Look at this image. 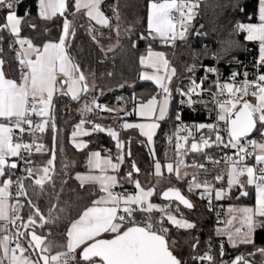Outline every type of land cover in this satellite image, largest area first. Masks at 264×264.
<instances>
[{
    "label": "snow or ice",
    "instance_id": "1",
    "mask_svg": "<svg viewBox=\"0 0 264 264\" xmlns=\"http://www.w3.org/2000/svg\"><path fill=\"white\" fill-rule=\"evenodd\" d=\"M22 2V0H21ZM16 0H0V11L7 10L3 22H0V33H7L11 38L8 42V49L15 53L19 79L8 78L5 71L6 61L3 57V44L5 37L0 35V221L4 222L3 227L12 225L14 232L0 238V264H185L184 261L174 255L171 246L176 244L171 241L170 232L176 230H191L196 227L194 222L186 219L181 212L180 205L192 209L194 204L181 194L176 187L163 191L161 198L169 203L166 206L158 205L151 201L155 194L154 187H145L138 179L133 178V173L139 174L140 169L132 161L131 168L125 173L123 179L131 184L135 191L123 192L114 191L117 187H123L118 176L125 157H131L130 148L125 149V142L119 138V133L112 127H104L95 120L87 119L88 114H95L96 110L116 113L118 110L106 105L97 103L96 97L91 102H85L80 109L81 120L75 125L72 132V140L77 150H84L89 147L88 142L78 141V137L89 136L93 133H106L115 142L116 155L102 156L100 150H92L87 155L88 174L77 173L75 179L80 182L83 189L85 185H98L101 195L91 202V206L83 210L78 219L70 223L66 230V245L59 247L66 250L51 254L53 244L47 241L46 236L37 233L36 228L43 229L48 224L56 223L61 217L50 209L48 217L45 218L36 200L43 196L51 197L53 194L59 198L60 193L55 191L56 172L54 162L56 149L59 142L60 129L55 120L54 96L57 92L62 96H70L72 100L79 101L81 93L89 91L88 77L85 75L80 63L71 55L69 49L76 36L75 20H69V15L83 11V15L89 21L88 34L94 43L107 58L108 52H113L117 45H110L107 50L100 45L94 33L99 30L92 26L95 22L101 28H109L116 32L119 40L120 29V6L119 0L110 9L113 13L116 25L113 26L103 10L105 0H38L39 18L51 21L57 16L62 17V28L58 39L44 40L41 44L34 43L33 39L21 35L26 17L30 11L25 12L21 17L15 10ZM200 0H149L147 4V28L146 35L141 33L140 40L159 41L166 47H175L176 41H186L189 33V26L198 15ZM242 10V9H241ZM178 14V15H177ZM252 17H249L251 20ZM258 23L239 22L235 25V31L246 33L247 41L258 42V57L254 65L255 79L249 80V73H243L244 79L239 83L214 82L215 92L209 94L216 105V123H198L191 127L183 124L180 112L175 115V120L180 122L176 127L177 156L184 155L188 151L192 153H204L213 164L220 161L208 156L205 149L213 146L220 148H231L235 150L234 156L225 155L224 160L227 168V186L219 188L213 186L212 182L205 178L198 179L194 176L188 182V191L202 189L199 193L200 199L208 201L209 210H212L213 193L216 201L231 198L233 189H238L236 199L249 196V188L254 189L255 204L252 207L230 208L229 213L233 215L226 224L228 227L217 229V236H226L227 243L236 248L238 245H251L254 252L264 257V247H257L253 240V234L257 230H264V0H258L257 9ZM35 29L36 25L29 24ZM47 29L45 33H47ZM129 36L133 29L129 26L125 30ZM197 35L201 33L197 32ZM18 45L19 47H15ZM138 42H131L132 48H137ZM139 63L143 69H152V72L141 71V81H151L159 90L147 101L132 97L133 112L129 113L124 109L125 115L135 114L146 122L129 123L124 122L121 127L124 130L139 129L140 135L147 138V144H153V137L160 127V121H164L169 115V103L172 99L173 89L170 84L176 76V69L170 67L166 54L155 51L149 44L146 55L139 57ZM196 70L195 64L187 68L188 72ZM206 73H219L215 67L204 66ZM94 77L95 73H91ZM112 76V72L107 73ZM238 72H232L230 79L236 81ZM207 76L199 82L190 77V84L187 91L176 87L175 92L182 97L180 103L192 107L200 101L194 100L193 96H201L205 89L203 87ZM67 86L65 90L64 86ZM125 85L121 84L120 87ZM92 88H95L93 82ZM227 93L226 98L224 97ZM248 97L252 99L249 100ZM123 97H118L123 100ZM207 106V105H206ZM39 117L34 120L33 117ZM119 118V117H115ZM224 122L221 127L220 122ZM91 125L87 129L85 125ZM52 133V146L47 149L41 137L36 133L44 134L48 130ZM207 129V134H201L197 141L193 134ZM180 132L187 135L180 137ZM226 132L227 140L221 135ZM259 133V139L249 138L252 133ZM18 133V134H17ZM27 133L32 137L31 142H25L24 135ZM215 136L213 140L211 137ZM192 138L190 148L184 147ZM169 137V142H171ZM37 153L50 151V158L43 166L37 165L31 159L33 147ZM184 148L183 153L181 149ZM154 161V175L161 176L162 165L156 157L154 149H150ZM14 158V159H13ZM255 163L249 164L253 159ZM115 161V162H114ZM24 167L20 169L26 175H19L15 180V170L20 163ZM181 160L175 166L167 163V171H175L176 178L180 176ZM192 167L208 171L204 164L193 162ZM111 173L109 174V171ZM99 172V175L93 174ZM223 173L218 174L215 179H223ZM246 177V179H241ZM30 180L32 184L26 185L25 181ZM61 180V185L66 184ZM46 185L52 188L48 192ZM15 187V202L9 203L12 197L11 189ZM38 189V190H37ZM31 191V195L29 194ZM27 202L31 209L27 220L20 214ZM178 202L173 207L172 202ZM55 207V206H53ZM61 208L60 212L63 213ZM159 213V215H157ZM179 213V216L177 215ZM238 221V227H232ZM23 229V231L21 230ZM14 244L15 247H11ZM199 240L192 244L195 252ZM26 245V246H25ZM226 249L223 243L220 244V264H255L245 258L244 254H238L230 260H225ZM35 257V259L33 258ZM191 259L197 264H217L216 258L211 253V247L203 255H192ZM261 264H264L262 260Z\"/></svg>",
    "mask_w": 264,
    "mask_h": 264
},
{
    "label": "trees",
    "instance_id": "2",
    "mask_svg": "<svg viewBox=\"0 0 264 264\" xmlns=\"http://www.w3.org/2000/svg\"><path fill=\"white\" fill-rule=\"evenodd\" d=\"M162 1V0H161ZM117 0H108L102 6L103 10L108 13L111 18L113 26L116 22L112 19L113 13L110 5L116 3ZM149 0H131L127 5L121 3L120 6V25L128 28L132 27V35L119 34V40L112 29L101 28L99 25L91 22L92 26L99 31L94 33L100 45L103 47L110 46L112 42L119 43V47H115L113 52L107 53L105 58L104 52L101 51L100 46L93 42L91 36L88 34L89 21L84 15L74 18L69 15V20H75L76 36L72 41L69 49L71 55L80 63L85 75L88 77L89 90L80 100L74 101L69 96L54 97L55 118L58 128L61 130L59 133V142L56 149V159L54 162L55 174L54 179L56 182L55 191L60 193L59 198L53 194L51 197L43 196L35 203L38 204L45 218L48 217L50 209L54 214L59 215L61 218L54 224H48L43 229L36 228L38 233L46 236L47 240L60 239L65 236L66 230L70 223L81 215L83 210L91 206V202L98 198L101 193L95 185H85L81 189L80 185L74 182L73 176L76 172L86 170V159L89 151L100 150L103 153L111 154L115 157L116 147L115 142L106 133H93L89 136H84L83 139L89 143V147L84 150H77L71 145L70 134L74 126L80 122L81 116L72 112L77 108L83 100L91 101L93 97L98 98L97 103L101 105L108 104H124L129 109L130 104L133 102L132 97L136 96L139 99L147 101L152 95L156 94L159 90L156 86L149 81H141L139 74L141 71L139 57L146 54L149 44L152 45L153 50L162 51L166 54V58L170 60V65L176 69V76L170 87L173 89L172 99L170 100V113L169 117L174 114L177 109L182 110L183 119L188 120H203L207 118L205 112L199 110H191L187 105L180 103L182 97L176 94V87H181L187 91L189 85V78H199L203 75L204 66L217 65L220 73L224 76L232 72H238L239 77L247 71L249 73L248 79L255 78L256 59L258 57V43L250 42L245 39L242 32L235 31V25L239 22H254V19L249 20L250 14H257L258 0H206L200 3L198 15L194 18L189 26L188 38L186 41H178L173 58L170 57L172 47L162 45L158 40H140L141 33H146L147 28V4ZM38 0H16L15 10L21 17L25 16L26 11H30V15L26 17V21L22 28L21 35L33 39L34 43L41 44L44 40L50 38L56 39L59 35L62 26V17L57 16L51 21H45L39 18L37 5ZM242 9V10H241ZM0 11V22H3L5 12ZM36 25L35 29L30 28L28 25ZM48 30L45 33V30ZM201 33L197 35L196 33ZM5 37L3 44V57L6 61V68L10 76L17 77L18 71L17 63L14 59V52L8 49V42L11 39L8 34L0 33ZM136 40L138 42L137 48L131 47V42ZM107 48H104L107 50ZM195 64L196 70L188 72L187 68ZM112 72V76L107 73ZM264 73V68H261ZM91 73H95L93 77ZM93 82L95 88H92ZM125 85L120 87V85ZM118 97H123V100L118 101ZM104 114V113H103ZM97 110L95 114H88L87 119L95 120L105 127L108 118H100ZM168 117V118H169ZM223 122V121H221ZM87 126V125H86ZM176 133L174 124L169 123L167 120L163 121L158 128L154 141L153 149L156 152V157L161 164L166 162H174L176 152L173 146V138ZM221 135L227 140L226 132H221ZM258 133L254 132L249 138L257 139ZM171 137V142H169ZM42 138V137H41ZM42 142L47 149H51L52 133L49 128L45 135H43ZM130 148L131 157H128V162L123 170L121 177V184L123 189L127 191L132 187L123 177L125 173L130 170L132 161H135L140 169L139 176L144 183H147V177L152 175L153 158L141 140L131 137L128 143ZM229 148L220 147L218 151H228ZM62 151H64L69 158H72L74 163L66 164L61 158ZM206 152H209L207 150ZM50 151L41 155L34 153L33 161L37 165L43 166L50 158ZM193 158L192 154H185L184 161L188 162ZM201 171V170H200ZM202 176L211 178L212 174L201 171ZM61 180H66L67 183L61 185ZM173 180V179H172ZM189 180L177 181L173 180V185L181 191V194H187L186 189ZM26 185L32 184V181L26 180ZM133 188V187H132ZM48 192H52V188L46 185ZM38 190V189H37ZM248 197H240L236 199L237 192L231 193V198H227L225 204L235 205H250L254 204L253 190L249 188ZM31 195V191L29 193ZM21 202L25 207L21 213H30L31 209L27 206V202L21 198ZM165 204L169 203L165 200H159ZM178 202L173 201L172 204ZM203 208L202 204L198 203ZM55 206V207H53ZM63 208V213L60 209ZM204 210V208H203ZM196 227L191 230H176L169 225L171 229L169 241H176L174 247L183 246L188 248L185 264H197L196 261L191 259L192 255H203L209 246L214 248V256L217 264H220L219 248L217 243L218 239L213 237L214 223L209 214H207L204 223H195ZM199 240V244L195 252H193L192 244ZM254 243L259 247H264V230H257L254 233ZM26 246V245H25ZM225 246V245H224ZM226 256L225 260H230L238 254H244L245 258L254 261L255 264H261L249 253L254 252L251 245H239L236 248H228L225 246ZM264 260V257H263Z\"/></svg>",
    "mask_w": 264,
    "mask_h": 264
},
{
    "label": "crops",
    "instance_id": "3",
    "mask_svg": "<svg viewBox=\"0 0 264 264\" xmlns=\"http://www.w3.org/2000/svg\"><path fill=\"white\" fill-rule=\"evenodd\" d=\"M251 23H258V19L254 20V22H251ZM62 28V26H61ZM61 31V30H60ZM60 34V32H59ZM59 36V35H58ZM58 39V37L56 38ZM54 38H50L49 40H56ZM254 42V41H253ZM258 43V42H256ZM259 45V44H258ZM146 55V54H145ZM141 67V65H140ZM171 67V65H170ZM5 71H6V75L8 78H12V79H19V75L17 77H12L10 76L9 72L7 71V68L5 66ZM141 71H147L149 73L152 72V69H143L141 67ZM140 71V72H141ZM151 82V81H149ZM152 83V82H151ZM171 85V84H170ZM56 94H60L59 92H57ZM55 94V95H56ZM55 97V96H54ZM194 100H197L195 98H193ZM202 103V104H199V103ZM198 103H195V106L193 107H189L191 110H201L204 108H207L206 105L203 104L202 101H200ZM186 105V104H185ZM110 108H115L117 109L118 111L116 113H108V112H105L104 114H101L100 118H108L109 120L106 121V124H105V127H112L114 130H116L118 133H119V138L125 142V149L127 151L128 149V143H129V139L131 137H133L134 139H138V140H141L142 142H144V144L146 145L147 147V144H146V140L143 136L140 135L139 133V129H128V130H124L121 125L124 123V122H130V123H140V122H146L144 121L142 118H138L135 114H131V115H125V112L124 111H119V109H124L125 111L129 112V113H132L133 111H128V108L126 107V105L124 104H108L106 105ZM115 117H119V118H115ZM161 124V123H160ZM86 127V126H85ZM75 128V126H74ZM74 128L72 130V132L74 131ZM87 128V127H86ZM119 128H121V132H119ZM158 130V129H157ZM71 132V133H72ZM43 135V134H42ZM42 137V136H41ZM84 137V136H83ZM83 137H78V138H82ZM147 139V138H146ZM257 139H259V133H258V136H257ZM71 141V140H70ZM71 145L74 147L73 145V142L71 141ZM75 148V147H74ZM150 151V150H149ZM36 152V151H35ZM176 152V150H175ZM151 153V151H150ZM104 155H108L107 153H103L102 152V156ZM176 157L175 158V161L171 163L174 165V168L175 166L177 165V163H179L180 160H182V156H177L176 154ZM61 158L64 159V161L66 162V164H71L74 163L73 159L72 158H69V156L64 152L62 151V154H61ZM14 159V158H13ZM87 161V159H86ZM184 161V160H183ZM128 162V157L126 156L125 157V164H124V167L126 166V163ZM154 162V161H153ZM185 162V161H184ZM166 163H169V162H166ZM165 164V163H164ZM164 164H161V165H164ZM186 164V163H185ZM124 167L122 168L121 171H119L118 173V176L120 177V180H121V177L123 176V170H124ZM227 168L228 167H224L221 169V173H223V181L216 187V188H219L221 187L222 185L224 187L227 186ZM187 170V173L186 175L189 174V181L192 180V178L194 176L198 177V179L202 176V173L200 170H197V169H193V168H190L188 166H184V165H180V174L184 171ZM89 172V169L87 168V163H86V170L85 171H82V172H76L73 176V179H74V182L78 183L80 185V182L75 179V176L77 173H80V174H88ZM153 164H152V175H149L147 177V183H144L142 181V179L140 178L139 174H136V173H133V178L134 179H140L142 181L143 184H145V187H154L155 189V194L154 196L151 198V201L153 203H156L158 205H163V203L159 202V200H163L161 198L162 196V193L163 191L167 190L168 188H171V187H175V185H173V180H177V181H184V177H182V179H177L176 178V175H175V171L173 173H166L164 170H163V176L161 178V180H155L153 178ZM93 174H96V175H99V172H94ZM109 174H113L111 173V170L109 171ZM173 179V180H172ZM241 179H246V177H242ZM121 183V181H120ZM88 185H95V184H88ZM131 185V184H130ZM97 188H98V185H95ZM133 187V186H132ZM130 188L128 190V192H134L135 189L134 187L133 188ZM99 189V188H98ZM252 189V188H250ZM253 190V197H254V204H255V192H254V189ZM237 192V195L239 194L238 193V189H233L232 192ZM187 195V196H185ZM184 196L189 199L193 204H194V208L192 209H187V208H184L183 205H180V209L182 211V213L184 214V217L186 219H188L190 222H194V223H204L206 221V218H207V213L203 210V208L201 207V205H199L197 203V201H195L193 198H191L188 194H184ZM213 197H214V193H213ZM215 198V197H214ZM227 200V198L223 199V200H220L218 201L219 203H221L224 207H225V210H226V216H225V220L218 226L216 227L215 229H213V237L215 239H224L225 240V246H227L228 248H232L228 243H227V237L226 236H217L216 235V230L217 229H224L226 227H228V225L226 224V222L232 218L233 215H238V213H229V209L230 208H242V207H252L254 206V204L252 206L250 205H235V204H225L224 202ZM10 202V200H9ZM176 204H173V207H175ZM82 214V213H81ZM157 215H159V213H157ZM79 216L76 218L78 219ZM75 219V220H76ZM171 226V225H170ZM239 226V223L238 221L234 222V224L232 225V227H238ZM70 227V225L68 226ZM253 238H254V234H253ZM49 242H51L53 244V247H52V252L51 254H55L56 252L58 251H63V250H66V248H62V247H59L60 245H66V234L64 237L60 238V239H50V240H47ZM239 246V245H238ZM175 249L177 250L176 252L174 251V255H176L179 259H181L182 261L185 262V259L187 257V251H188V248L186 247H182V246H179V247H175ZM257 261H260L262 262L263 260V257H261L259 255V253H256L254 256H253ZM251 261V260H250Z\"/></svg>",
    "mask_w": 264,
    "mask_h": 264
},
{
    "label": "built area",
    "instance_id": "4",
    "mask_svg": "<svg viewBox=\"0 0 264 264\" xmlns=\"http://www.w3.org/2000/svg\"><path fill=\"white\" fill-rule=\"evenodd\" d=\"M206 0H200V3L204 2ZM178 15V14H177ZM249 17H252V19L256 20L257 19V14H250ZM244 23H248V22H245V21H242ZM244 35L246 36V33H244ZM179 40L176 41V45L178 43ZM15 47H19L18 45H15ZM176 46L175 47H172V50H175ZM15 54V53H14ZM211 67H215L219 73V76H217L215 73H206L204 72L203 75L199 78H195V77H192V78H195L197 82H199L203 77L207 76L208 79L205 81L203 87L205 89V92L201 95V96H193V98L197 99L198 101H202L204 105H207V108H204L201 109L200 111L201 112H205L207 114V118L203 119V120H188V119H183L182 117V110L181 109H177L174 114L171 116V118H167V121L171 124H174L175 127H177V125L180 123L178 121L175 120V115L177 112H180L181 114V117H182V122L183 124L185 125H188L189 127H191L193 124H198V123H216V113H217V108H216V105L214 104V102L212 101L211 99V96L209 94V89L211 92H215L216 91V88L214 87V82L219 80L220 83H239L240 81H242L244 79V76H237V79L236 81H232L230 79L231 77V74L227 75V76H224L220 73L217 65H213ZM255 79V78H254ZM253 79V80H254ZM191 80L189 78V84H190ZM227 97V93L225 92L224 94V97L222 98H226ZM249 100H251L252 98L251 97H248ZM133 109V102L130 104V110ZM190 109V108H189ZM98 114L101 115L105 112L103 111H99L97 110ZM34 120H39L40 118L39 117H33ZM88 125V124H87ZM220 125L221 127L224 126V122H220ZM90 128H91V125H88ZM121 128H119V132H121ZM207 129H204V130H201L200 132H196L194 129H193V134H194V137L195 139L198 141L199 140V137L201 134H207ZM18 134V133H17ZM176 135L177 133H175L174 135V138H173V146L175 148V144H176ZM187 133L186 132H180L179 133V136L180 137H184L186 136ZM36 136L37 137H41V133L37 132L36 133ZM213 140L215 139V136L213 135L211 137ZM31 139L32 137H30L27 133H25L24 135V140L25 142H31ZM191 140L192 138H189V141L187 144H185V141L183 139L180 140V143L186 147V148H189L190 146V143H191ZM218 148L213 146L211 148H207L204 150V152H206L207 150H209V152H206L208 156L212 157L213 159L215 160H218L220 161L219 164H213L211 160H208L204 153H196V154H193V153H190L193 155V158L187 162V166L190 167V168H193V169H197V170H201L203 172H205L203 169H200V168H197V167H192V164L193 162H196L198 164H204L206 166V168L208 169L207 173H211L212 174V177L211 178H207L208 180H210L213 184L214 187H217L222 181H217L215 179V177L218 175V174H221V169L224 168V167H228L225 163V160H224V157L225 155H228V156H234L235 154V150L234 149H231L229 148L228 151H218L217 150ZM176 150V148H175ZM184 151V148L181 149V152L183 153ZM177 152V150H176ZM189 152V151H188ZM188 152L186 154H188ZM34 153H35V146L33 147V154H32V157L31 159L33 160V157H34ZM116 155V153H115ZM185 155V154H184ZM184 155H181L182 158ZM186 162V161H185ZM248 163L251 165V164H254L255 161H254V158L253 159H250L248 161ZM24 165L23 163L21 162L18 169L15 170L16 172V175H13L12 176V179L15 180L17 176L19 175H26V173H22L20 171L21 168H23ZM201 181L205 179V177H200L199 178ZM125 189L121 188V187H117L116 189H114V191H119V192H123ZM202 191V189H196L194 190L193 192H189L188 191V188L186 190L187 194L193 198L195 201H197L198 203L202 204L203 208H204V211L209 214L212 218V221L214 223V229L216 227H218L224 220H225V216H226V210H225V207L219 203L218 201L215 200V198L213 197L212 199V210L210 211L209 210V207H208V201L206 199L202 200L200 199V196H199V193ZM11 192H12V197H10V202L9 203H14L15 202V187H13L11 189ZM168 203H165L163 204L162 206H166ZM182 212V211H181ZM177 215L179 216V213H177ZM184 215V214H183ZM4 222L0 221V225H3ZM22 230V229H21ZM12 231L14 232L15 229L13 228L12 225H8V227H3V226H0V238L4 237L5 235H8L9 232ZM219 245L221 243H223L225 245V240L224 239H218V242H217ZM11 247H15L14 244L11 245ZM211 247V253L212 255H214V248L213 246H209ZM209 247L207 248V250L209 249ZM206 250V251H207Z\"/></svg>",
    "mask_w": 264,
    "mask_h": 264
},
{
    "label": "rangeland",
    "instance_id": "5",
    "mask_svg": "<svg viewBox=\"0 0 264 264\" xmlns=\"http://www.w3.org/2000/svg\"><path fill=\"white\" fill-rule=\"evenodd\" d=\"M131 2V0H121V3H123V4H125V5H127L128 3H130ZM162 2V1H161ZM106 13V12H105ZM80 15H83V11L82 12H80V13H76V15L74 16V18H76V17H79ZM107 15V14H106ZM108 16V15H107ZM109 17V16H108ZM112 19L117 23V21L115 20V18H114V16L112 17ZM110 22H111V19H110ZM93 23L95 24V22L93 21ZM119 24H120V22H119ZM127 28L126 27H122V25H120V29H119V34H127V32L125 31ZM113 32L116 34V32L113 30ZM116 37H117V34H116ZM110 45H112V46H115V45H117L116 44V42H112ZM109 47V46H108ZM104 48H107V47H104ZM175 50H176V48H175ZM175 50H172V52H171V55H170V57L171 58H173L172 56H173V54H174V52H175ZM162 52V51H161ZM168 61L170 62V60L168 59ZM172 67V66H171ZM64 88H65V90H67V86L65 85L64 86ZM89 90H91V89H89ZM90 92V91H89ZM70 97V96H69ZM71 98V97H70ZM85 102H88V103H90L91 101H87L86 99L85 100H83L81 103H80V105L77 107V108H75L74 110H72V112H74V113H76V114H79L80 116H81V114H80V109L83 107V105H84V103ZM199 104H202L201 102L199 103ZM193 106H195V104L193 105ZM192 106V107H193ZM128 111H133V109L132 110H130V108L128 109ZM169 113H170V103H169ZM168 117H169V115H168ZM168 117H166V119L165 120H167V118ZM164 120V121H165ZM163 121H160L159 123H162ZM79 123V122H78ZM130 123V122H129ZM87 125V124H86ZM85 125V126H86ZM87 127V129H90V127L87 125L86 126ZM157 132V131H156ZM140 133V132H139ZM72 134V133H71ZM70 134V140L73 142V140H72V135ZM43 135H45V133L43 134ZM43 135L41 134V136H42V138H43ZM83 137V136H82ZM154 137H155V135H154ZM154 137H153V141H154ZM145 138V140H146V144H147V139H146V137H144ZM77 140L78 141H84V142H86L84 139H82V138H77ZM74 145V144H73ZM47 148V147H46ZM147 148H148V150H150V149H153V144L151 145V146H149L148 144H147ZM174 150H175V148H174ZM37 154H39V155H41L42 153H37ZM182 160H184V159H182ZM181 161V160H180ZM190 161V160H189ZM115 162V161H114ZM186 163V164H185ZM125 164V163H124ZM124 164L121 166V170H122V168L124 167ZM178 164V163H177ZM166 165H167V163H165L164 165H162V168H161V176L160 177H156L154 174H153V178L155 179V180H161V178H162V176H163V170L166 172V173H169L168 171H167V167H166ZM181 165H184L185 167L187 166V162H184V164H181ZM120 170V171H121ZM153 171H154V162H153ZM154 173V172H153ZM186 173H187V170L186 171H184V172H182L181 174H180V176L181 177H184L185 179H184V181L186 180H189V174L188 175H186ZM140 182H141V184L143 185V186H145V184H143L142 183V181L140 180V179H138ZM182 181V180H181ZM187 188H188V186H187ZM187 190V189H186ZM185 196H187V195H185ZM198 203V202H197ZM23 217H24V219L25 220H27V217H28V215H29V213L28 214H26V213H22L21 214ZM38 233V232H37ZM38 234H40L41 235V233H38ZM170 246H171V242H170ZM183 247V246H182ZM171 250L174 252H176L177 250L175 249V247L174 246H171Z\"/></svg>",
    "mask_w": 264,
    "mask_h": 264
},
{
    "label": "water",
    "instance_id": "6",
    "mask_svg": "<svg viewBox=\"0 0 264 264\" xmlns=\"http://www.w3.org/2000/svg\"><path fill=\"white\" fill-rule=\"evenodd\" d=\"M108 0H105V2H107ZM107 15H108V13H106ZM86 93H82V96H84ZM58 96H62V95H60V94H58ZM64 97H67V96H64ZM78 102V101H77ZM55 122H56V120H55ZM57 124V123H56ZM51 146H52V143H51ZM189 148H190V146H189ZM190 153H192L191 151H189L188 152V154H190ZM193 154H196V153H193ZM22 231H23V229H22ZM34 259H35V257H33Z\"/></svg>",
    "mask_w": 264,
    "mask_h": 264
}]
</instances>
